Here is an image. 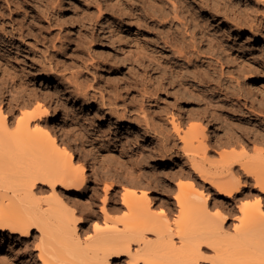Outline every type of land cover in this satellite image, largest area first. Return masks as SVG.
I'll return each instance as SVG.
<instances>
[{
  "label": "bare ground",
  "instance_id": "obj_1",
  "mask_svg": "<svg viewBox=\"0 0 264 264\" xmlns=\"http://www.w3.org/2000/svg\"><path fill=\"white\" fill-rule=\"evenodd\" d=\"M179 1L145 0L143 5L146 9L142 15H137V21L143 18L139 27L146 31L140 37L141 43L138 45L140 52H137L136 55L147 56L148 61L154 64L156 69L167 71L173 79V84L180 86V91L183 93H187L194 91L197 82L188 85L186 73L183 71L185 67H181L179 71L176 70L171 63L168 64L164 58L166 56L163 55H168V53L175 55L185 60L188 65L193 62L196 69L200 68L206 74L200 55L205 53L207 49L215 51L218 47L224 46L226 37H232L235 33L248 34L251 36V38L249 37L251 40H255V37L260 35V27L256 26V19L251 17L252 13L246 14L244 18L235 16L231 18L230 13L226 10L223 19L228 28L224 32L220 27L218 28V24L222 22L218 20L219 13L218 11L215 12L214 7L215 11L209 10L208 12L214 19L212 22L205 20V17L202 18L203 16L201 17L199 12L191 8L188 3L180 1L182 5L178 6L179 4L177 5L176 2ZM44 2L38 4L46 8ZM260 2L264 14V0H260ZM28 3V0H0V33L6 39L9 38L7 42L2 41V43L9 45V43L12 44L14 40H17L14 44L19 42L18 44L29 48L33 51V55H36L34 48L29 47L31 44L26 45V41H22L25 39V33L28 29L26 25L30 21L35 22L32 21L34 13L27 10ZM213 3H211L212 6ZM169 4L172 6L171 12L164 8ZM36 7H38L37 4ZM224 8L226 7L224 6ZM39 11L43 12V10ZM253 12L256 10L254 9ZM45 18L48 21L50 17L46 16ZM7 25L11 29L17 26V35L11 29L7 30L9 28ZM37 26L39 27V25ZM41 35L43 34L41 33ZM1 38L3 40L2 36ZM52 42L50 47L52 45L54 48V40ZM76 45L77 49H81L79 43ZM47 46L49 47V44ZM45 48L47 49L46 46ZM72 51L73 53L70 55L78 53L76 49ZM225 51L228 49L226 48ZM18 54L19 52L16 51L9 52L8 56H3L2 52V56H0L1 67H3L1 72L3 74L0 76L3 77V81L5 80L4 88L6 87L5 91L10 96L5 98L7 105L0 106L1 237L8 236L10 240L17 239L21 244L20 249L29 256L30 251L28 250L32 244L31 241L35 240L37 258L42 264H121L123 257L126 258L125 264H204L205 262L208 264H264V151L258 155L254 162H243L238 156H225V152H219L224 164L219 171L212 170L207 167L209 162L207 154L216 152L220 147H231L238 144L240 142L238 134L228 132L223 140L210 147L207 126L201 129L193 122L186 129V132L182 128L186 120L197 118L196 116L201 110L196 113H180L173 109V105L168 104L160 107L159 110H156V105L155 111L153 110L154 112L151 113L164 115L168 120L169 130H159V127L151 124L152 117H149L150 113L146 111V107L149 106L150 100L163 89L158 86L154 88V85L153 88L144 85L140 90L142 92L141 104L139 103L140 105L137 107H139L140 119L144 124L142 126H144L145 138L149 139L155 135L161 136L158 138L160 143L154 152L159 157L178 153L180 148L177 146V140L183 143L182 150L199 152L201 154L199 157L187 156L188 166L191 172L195 174V179L201 180L203 184L184 180L177 183L176 192L171 197L174 200L173 203L171 200L167 201V207L170 208L172 204H175L178 213V219L172 225L167 223L169 208V210L161 208L160 212L152 210L155 205L152 190L138 191L128 185L121 187L122 193L120 192L119 195L120 207L125 208L126 211L123 218L113 219L109 217V211L113 205L109 207V198L106 195L102 201V206H99L102 218L99 217V219L92 215L94 211L91 208L93 213L90 212L86 215L77 207L76 199L73 202L67 200L65 192L74 191L76 195L79 194L86 187V174L89 169L83 162L75 160L73 148L68 143L62 142L61 135L57 133L55 119L59 114L58 109L51 116L48 108L44 107L45 105L43 106L42 103L36 104V107L34 105L33 111L22 109L30 106L33 101L31 98V101L24 102L23 95L32 96L31 93L27 92L25 86L27 81L24 76H18V78L15 70L10 71L20 66ZM190 55H195V58L191 59ZM251 55H255V53L253 52ZM260 55H264V51H260ZM33 64H37L35 59ZM52 69L51 65L49 71L45 69V65L41 66V75L48 81ZM55 70L57 69L55 68ZM71 79L73 78L71 77ZM75 84L74 87H76ZM218 88L217 91L220 95L228 96L227 85L224 84L223 89ZM73 89H76L74 91L76 96L79 95L83 102L87 103L88 92L86 87L78 84L77 88ZM135 90L138 92V89ZM198 96L206 104L202 109L203 112L207 113L210 119L217 120L220 115L210 104L211 94L201 90L198 91ZM48 97L47 94H43L41 99L44 102H49L50 97ZM34 99V101H38L39 97L35 95ZM217 101V106H220V103L224 106L223 100ZM247 103H250V106ZM244 105L248 110V114L244 113L245 117L260 114L256 109L251 108L252 100H245ZM237 107L238 104H230L227 108L234 113ZM48 119L51 122H48ZM11 125H14L12 131L11 127L13 126ZM257 134H254V137L260 140L261 136ZM261 139L263 140V138ZM133 140L131 139L127 143H135L136 148H138L137 156L144 155L145 157L147 152H145L144 146L146 147V145L138 146V143L133 142ZM129 148L131 147L129 146ZM142 160L144 159L142 158ZM236 165L239 166L244 176L252 178L254 182L252 189L259 192L260 197L253 208H248L241 202L236 203L238 197L244 195V191L248 189V186L241 182L239 173L234 172ZM192 173L190 178L193 177ZM232 203L236 204L235 209L240 215L237 221L228 226L229 216L222 213L220 207ZM258 216L263 218H259V220ZM88 219L95 221L92 224L91 234L85 235L83 225ZM31 260L35 262L32 257Z\"/></svg>",
  "mask_w": 264,
  "mask_h": 264
},
{
  "label": "rangeland",
  "instance_id": "obj_2",
  "mask_svg": "<svg viewBox=\"0 0 264 264\" xmlns=\"http://www.w3.org/2000/svg\"><path fill=\"white\" fill-rule=\"evenodd\" d=\"M180 1L188 3L191 8L199 12L198 14L201 17L203 16L202 18L205 17V20L212 22L214 19L208 12L216 9L215 12L218 11L219 13L217 18L222 22L218 24V28L220 27L224 32L228 28L223 19L226 10L230 13L231 18H234V16L244 18L246 14L252 13L251 17L253 16L252 18L256 19L255 24L260 27V35H263H258L255 40H251V36L248 34L235 33L232 37H226L224 46L218 47L215 51L207 49L205 53L200 55L206 74L200 68L196 69L193 62L188 65L185 60L168 52V55H163L166 56L164 58L168 61V64L171 63L176 70L179 71L181 67H185L183 71L186 73L188 85L197 82L194 86V91L187 93H183L180 91V86L173 84V79L167 71L156 69L155 65L148 61L149 58L147 56L136 55L137 52H140L138 47L141 43L140 37L146 31L139 27L143 18L137 21V15H142L146 9L143 5L145 0H28L27 10L34 13L32 21L35 22L30 21L29 25H26L28 29L25 33V39H22V41H26V45L31 44L29 47L34 48L36 55H33V51L29 48L18 44L19 42L14 44L17 40L12 42L13 45L11 43L9 45L2 43V41L7 42L9 38L6 39L0 33L3 37L2 40L0 36V56H2V52L3 56H8L9 52H19L18 55L21 61L19 59L18 61L20 66L17 67L18 69L10 71L15 70L17 77L24 76L27 81L25 84L27 92L32 94V96L23 95L24 102H28L31 98L33 102L30 105L31 107L28 106L22 109L33 111L37 106L36 104L42 103L43 106L45 105L44 107L48 108L50 116L58 109L59 114L57 119H55L57 133L61 135L62 142L68 143L73 148L75 160L83 162L89 169L86 174V187L79 194L76 195L74 191L65 192L67 200L73 202L76 199L77 207L86 215L90 212L92 214L93 210L94 213L92 215L102 218L100 207L106 195L109 198V207L113 205L111 207L112 210L110 209L109 211V217L113 219L123 218L126 211L125 208L120 207L119 195L122 193L121 187L124 185L131 186L138 191L152 190L155 200L152 210L160 212L161 208H169L167 207V201L171 200L173 203L174 200L171 197L176 192L175 188L179 181H194L200 185L203 184L201 180L195 179V174L191 172L188 166L189 155L190 157L192 155L199 157L201 155L199 152L182 150L183 143L177 140V146L180 148L178 153L159 157L154 152H156L157 145L160 143L158 138L161 136L155 135V137H150V140L145 138L143 122L140 119L139 107H137L141 104L142 92L140 90H142L144 85H148L151 88L154 85V88L158 86L163 89L161 90L162 92L159 91L157 96L150 100L149 106L146 107V111L150 113L149 117L153 118H151V124L157 128L159 127V130H169L168 120L164 115V117L162 115L161 117L151 113L155 111L154 107L156 105V110H159L160 107L168 104L170 106L173 105V109L175 111L178 110L180 113L189 114L201 110L196 116L197 118L186 120L182 128L186 132V129L193 122L201 129L207 126L210 147L223 140L228 132H236L235 134H238L237 136L240 137L238 144L231 147H220L216 152L207 154L209 158L207 167L212 170L219 171L224 164L222 155L219 152H225V156H238L243 162H254L258 155L264 151V55H260V51H264L262 3L260 0H257V2L256 0ZM180 1L176 2L177 5L179 4L178 6L182 5ZM41 2L46 4V8L38 4ZM211 3H213V6ZM36 4L39 8L36 7ZM227 5L233 7L230 8ZM164 8L168 9V12L172 10L171 4L164 6ZM254 9L256 12H253ZM39 10H43V12ZM44 14L45 16H42ZM46 16L50 17L48 19L50 21L49 25L47 18H45ZM7 27H9L7 30L11 29L9 25ZM41 28L42 30H40ZM11 30L17 35V26ZM28 33L35 37L29 36ZM15 38L18 37L15 36ZM53 40L55 49L52 48V45L50 47ZM77 43L80 44L81 49L76 48ZM48 44L49 47L47 46ZM226 48L228 51H225ZM74 49L78 53L70 55ZM253 52L255 55H251ZM190 57L194 59L195 55H190ZM34 59L37 62L36 65L33 64ZM10 60L13 61L12 58ZM45 63L48 65L51 63L50 65L53 67L49 81L40 72L42 65H45V69L49 71L50 65L46 66ZM54 66L57 70H55ZM2 68L0 63L1 76L3 74L1 73ZM1 76L0 103L2 102V104L0 106L6 104L7 99L5 98L9 96V93L5 91L6 87L4 88L5 80L3 81ZM74 84L76 87H74ZM78 84L86 87L88 92L87 103H84L82 98L79 95L76 96L74 92L76 89L73 88H77ZM224 84L227 85L229 93L227 97L223 94L220 95L217 91L218 87L223 89ZM135 89H138V92ZM201 90L211 94L212 100L210 104L214 106L212 108L220 115L217 120L210 119L208 114L203 112L202 109L206 104L198 96V91ZM43 94H47V97H50H48L49 102H44L41 99ZM35 95L39 97L38 101L36 100L37 102L34 101ZM244 99L252 100L253 105L251 108L256 109L261 115L245 117L244 113L248 114V110L244 105ZM217 100H223L225 102L224 106L221 103L220 106H217ZM155 102H158V104ZM230 104H238L239 108H235L236 111L232 113L227 108ZM247 105L250 106V103H247ZM254 105L255 107H253ZM48 122L51 121L48 119ZM11 126H13L11 127L12 131L14 125ZM254 134L261 136L263 140L261 138L257 140ZM131 139H134L133 142L138 143V146L146 145L144 150L149 156L147 153H145L146 158L144 155L137 156L138 148H136L135 143H127ZM140 156L145 161L139 158ZM234 172L239 173L241 182L246 184L249 189H244V195L239 196L236 203L239 204L241 202L247 205L248 208H253L260 195L258 191L252 189V184L254 183L252 178L244 176L237 165L234 167ZM191 173L193 177L190 178ZM174 205L172 204L169 208L170 210L168 209L167 223L170 225L174 224L178 219V213ZM235 205L232 203L231 205L225 204L220 207V211L229 216L228 226L237 221L240 215L235 209ZM259 218L262 219L263 217L258 216ZM94 221V219H88L84 223L83 230L85 235L91 234ZM31 243L28 250L30 251L29 256L20 249L21 244L17 239L10 240L8 236L1 237L0 235V264H42L37 258L34 246L35 240H32ZM31 257L35 262L31 260ZM125 261L126 258L123 257L120 263L125 264ZM204 264H208V262Z\"/></svg>",
  "mask_w": 264,
  "mask_h": 264
}]
</instances>
